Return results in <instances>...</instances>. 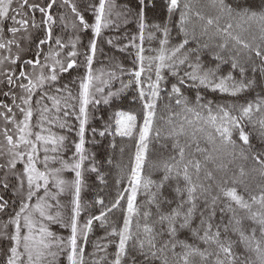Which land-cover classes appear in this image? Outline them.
Listing matches in <instances>:
<instances>
[{
	"label": "snow or ice",
	"instance_id": "snow-or-ice-1",
	"mask_svg": "<svg viewBox=\"0 0 264 264\" xmlns=\"http://www.w3.org/2000/svg\"><path fill=\"white\" fill-rule=\"evenodd\" d=\"M64 2L68 3L69 0H64ZM140 2L143 4L144 0H140ZM14 4L16 5L15 7L13 6ZM54 4L55 0H51L45 8L39 4H30L28 0H0V49H8L11 52L13 44L17 48L20 47L15 37L21 29L27 32L29 18L28 14L24 12L25 8L30 9L32 12L38 10L44 16L41 23L48 25L45 37L40 39L37 44V58L24 62L25 65L32 67L33 73H26L23 68L19 71V78L27 81L26 83L20 82L16 85L21 90L22 95L17 97L15 93L12 94L13 105L19 110L22 119L17 120L16 114L13 113L12 108L7 104L0 105L7 110L6 113H0V115H3L4 120L13 124L16 129L14 134H9L10 130L7 127L3 130V136L8 146L7 152L10 156L7 167L9 170H15L18 162L23 163L22 171L19 173L14 172L18 179L19 208L18 210L13 209L14 215H9L7 221L0 222V238L8 239L11 242V246L7 249L5 264H56L57 258L65 250H67L68 264H85L84 245L87 244L88 233L91 231L93 221H100L102 225L107 224L108 213L121 206L125 193L129 191L126 188L123 192H118L116 199L109 207L100 211L99 215L90 216L82 227H78L77 218L81 213V169L86 159L84 145L85 128L88 123V106L93 102L100 103L99 100H94L93 86L94 81L100 80V75H103V73L95 75L93 71V60L97 51V40L95 37L101 35L102 28L114 24V21L108 17L111 16V9L115 8L116 5L114 3L108 5L107 0H99L98 7L95 9V22L91 25L77 11L76 6L72 5V12L78 17L79 23L84 29L91 27L94 34L88 50L84 53L85 72L82 77L78 78V93L77 95H73L69 83L60 84V76L77 66L79 53L75 50V41L70 42L73 50L67 52L64 60L58 58L61 55L60 51L51 49V42L53 40L51 25L55 23V20L50 10ZM212 6L219 12V15L216 17H205L200 12H196V16L201 20H206L205 31H207L208 25H215L216 31L224 35V42L219 44L218 47L220 49H227L229 40H232L236 44L242 45L243 48L254 51L256 56L264 58V47H262L264 45V0H259V10L253 8L249 0H231V2L212 0ZM167 11L170 15L174 11H179L177 23L179 25V32L184 36V39L179 44L169 49L167 46L169 44L170 30L167 24L163 27L160 24H154L152 27L162 32V38L159 39L160 47L156 50L158 51L157 55L145 56L143 43L146 24L144 22V11L141 9L138 14L140 43L138 45H131L137 48L135 60L139 66L138 68L134 67L131 69L129 74L134 77L139 98L143 101V125L140 128L135 166L131 169V194L127 196L126 214L123 216L122 227L118 229L113 226L111 232L107 233L108 236L119 237L114 254L115 259L111 261V264H122V258L129 255V246L132 250L139 251L146 259L148 256L160 259L162 264H194V261L191 259L194 256L200 257L201 264H205L209 257H214L212 264H237L238 256L233 252V244L235 242L227 237L221 240L219 226L213 232L212 223L203 218L200 225L203 228V235H199V229H192L193 235H197L206 245H215L214 250H209L208 248L201 250L199 247L193 246L184 240L174 239L177 233V224L181 229L190 227L195 208L197 188L203 187L194 183L190 174V169H194L196 173H199L201 162L194 158H189L191 154L186 150L191 147V142H196V150L204 151L198 147V134H203L209 141H215L218 137L222 145L234 146V131H238L239 139L245 145H248L249 135L245 133L242 121L245 119L251 120L254 111L264 112V97H258L255 101H248L241 105L216 104L215 108H213L212 101L201 103L204 97L199 92H197L194 100L186 96L181 91V86L184 85L186 80H190L192 86L198 84L213 91L218 90L221 93L230 94L233 97L249 89L254 85L255 81L253 79L245 83L244 74L246 70L238 64L235 57L231 58V68L239 70V80L233 76L231 71L227 75L217 76L216 74L220 68L219 63L215 68H204L200 63L199 55L196 56L195 62H192L189 54L198 52L199 49L184 51L190 42L186 25L189 22L191 5L188 0H185L182 6L180 0H169ZM120 15L121 13H117V16ZM222 17L227 18L224 27L220 26ZM61 18L63 19V17ZM8 20L12 21L13 26L7 27L6 22ZM233 21L236 22V27L240 28L242 32H249L251 34L253 42L257 39L253 30V25H255V30L259 32L261 43L246 42L240 33L233 34ZM31 23L32 27H38L34 16L31 18ZM245 24L247 25L246 28L243 27ZM6 31L12 34V39L5 40L4 34ZM148 35L151 39L154 33L150 32ZM24 38L30 40L31 36L27 35ZM135 39L136 37H133V41ZM54 43L57 49L63 50L66 47L59 37L55 38ZM108 43L111 44L112 40L109 39ZM46 44L49 45L50 51L44 55V63H41L40 48ZM204 47H207V45H204ZM181 53L182 55H180ZM213 56L216 61L225 62L224 56L219 52L214 53ZM5 59H9V57L0 58V64ZM19 59L20 55L17 53L15 58L12 59V63L15 64ZM145 61H147V69L145 68ZM185 64L190 70L184 71L183 75H181L180 66ZM36 69H39L38 74H35ZM146 70L149 75L142 80V75ZM153 70L155 79L151 75ZM165 70L171 76L177 78V82L171 85L169 98L175 97V104L181 107L183 115L181 116L182 122L175 125L169 133V135L176 138L173 147L177 149V155L169 157L168 160L162 162L161 167L164 170V176L159 182H156L150 178L144 179L141 175V169L148 148L147 140L156 115L157 101L161 94V83L165 81V76L163 75ZM8 71L13 70L9 69ZM255 71L256 69L253 68V72ZM261 71H264V67L261 68ZM7 83L9 85L14 84L12 75H7ZM71 83H76V80H73ZM102 83L106 84L108 81L105 80ZM132 83L133 81L130 80L128 85ZM128 85H124V87H128ZM95 91L103 93L104 89L103 87H96ZM37 93L39 94L37 95ZM5 95H8V93H5ZM112 95H115V93H108L109 97ZM17 99L20 100L19 104L16 103ZM46 101H50L51 106L45 103ZM104 102H108L107 97L104 98ZM33 103L37 105L36 109L33 108ZM34 112L38 116L35 125L32 124ZM115 115L117 117L115 121L117 125L116 131L120 135H131L133 129L137 126V116L132 112L125 111H118ZM173 115L181 114L174 113ZM73 118L78 121L77 135L79 142H74L75 152L71 159L75 162L70 163L63 158V152L68 150L65 144L67 137L53 132L51 126L56 125L60 129L70 131L72 125L69 121ZM169 123H171V120H169ZM258 123L261 132L264 133V117H261ZM34 128L38 130L34 131ZM99 134L103 136L105 132L101 131ZM157 135L159 136V132H157ZM181 136L190 137V142L181 144L179 140ZM41 152L43 153L42 158ZM3 154V152H0V155ZM77 156L78 159H76ZM255 158L260 160L258 155ZM260 162L264 163V160ZM55 163H59L60 166H51ZM38 164L42 165V169L38 167ZM0 167L3 166L0 165ZM66 170L74 171L75 179L73 181L63 178V173ZM92 171H96V169L93 167ZM209 175L211 174L209 173ZM181 177L185 181L186 187L181 189L177 186L175 192L180 194L186 191L187 199L181 200L170 212L162 211L161 201L157 199L160 193L159 191H152V189H161L165 182L170 179H176L179 182ZM25 182L27 185L26 190ZM119 182L118 180L117 183L119 184ZM70 186L74 187V200L72 201L74 207L70 220L71 235L65 238L51 231L49 224L55 222L61 223L63 227L69 226L63 224L60 211L52 214L51 210L61 207L58 197ZM4 187L7 188L8 184L5 183ZM141 187L148 194L147 203L156 206L157 218L151 223L148 222L152 216L150 210L143 212V224H141L139 219L141 214L135 202L138 189ZM41 190L43 195H40ZM221 191L225 197L235 202L240 209L246 210L249 214L248 218L259 225V238H257L255 228H252L249 233L245 232L241 226V219H235L233 231L239 234V242L245 246L246 251L251 250L256 253L255 264H264V192L261 193L258 199L256 196H252L251 202H249L245 200L243 195L237 193L235 187L222 188ZM33 200L35 201L34 203ZM215 200L216 198L214 197L213 203H215ZM164 202L170 204L172 201L165 198ZM97 203L103 205L104 201L101 199ZM185 204L191 206L186 211H183ZM253 204L260 206L257 211H253ZM7 206L8 201L0 197V212H5ZM229 208L232 210L231 206ZM133 217H137L135 232L132 230ZM230 223L232 222L230 221ZM9 225L14 226V231L11 234L7 231ZM156 225L160 226L158 232L155 230ZM224 230L225 232L228 231L227 225L224 226ZM165 233L168 234L170 239L163 241L157 247L158 238L163 237ZM78 241H83V243H78ZM178 245L182 248L181 252L175 251ZM106 248L107 245H104L103 249L97 246L98 251ZM169 251H171L173 257L171 261L167 255ZM131 258L133 264H135V257ZM101 259L103 260L105 257ZM245 264H253V262L246 260Z\"/></svg>",
	"mask_w": 264,
	"mask_h": 264
},
{
	"label": "trees",
	"instance_id": "trees-1",
	"mask_svg": "<svg viewBox=\"0 0 264 264\" xmlns=\"http://www.w3.org/2000/svg\"><path fill=\"white\" fill-rule=\"evenodd\" d=\"M41 2V3H40ZM40 2H35L41 7L46 6L50 1L42 0ZM169 0H144L145 13L144 22L146 24L145 28V39L143 46L145 48V56H154L158 54L159 39H161L162 32L153 28L152 25L160 24L163 27L167 24L166 20L168 18L167 4ZM181 6L185 0H180ZM191 5V11L189 13V22L186 27L189 32V44L186 46L184 51L188 49L198 48V52L190 53V60L195 62L196 56L199 55L200 63L204 68H215L219 63L220 68L217 72V76L227 75L228 72H232L233 76L239 80L240 73L238 69L231 68V58L235 57L238 64L245 68V83L248 80L255 81L249 89L238 94V96L233 97L227 93H221L218 90L213 91L209 88H204L198 84L192 86L190 80H186L184 85L181 86V91L189 98H195L197 92H199L204 100L201 103L212 101L213 108L216 104H235L241 105L248 101H255L258 97H264V72L261 71L260 66L264 67V58L255 55L254 51L250 49L243 48L242 45H238L235 41L229 40L227 49H220L219 44L224 42V35L216 31L215 25H208L207 31H205L206 20H201L196 16V12H200L205 17H216L219 12L216 8L212 6V0H188ZM226 2H231V0H226ZM70 6L73 4L76 6L77 11L84 17L85 21L89 25L95 22V9L98 7L99 0H69ZM115 4L116 7L111 9V16L108 18L114 21V24L109 25L106 28H102L101 35L98 37L99 43L96 51V58L94 59L93 71L96 75H103L100 79L103 81H108V83H103L102 87L104 89L103 93H98L93 91L94 100H99L100 103H91L89 106V118L90 122L86 127V141H85V152L84 155L86 159L82 165V181L84 182V189L82 191L81 198V213H80V226H83L90 216L99 215L100 211L109 207L112 202L116 199L118 192H123L124 189H129L125 193L124 199L121 201V206L107 215V224L102 225L100 221H93L91 231L88 233L91 241L87 244V253L90 260L87 264H111V261L115 259L116 246L118 244V236H108L107 233L111 232L113 226L118 229L122 227L123 216L126 214L127 207V196L131 194L130 192V175L131 169L135 166V155L137 152V145L139 143L140 128L143 125V101L139 98L138 88L134 83V77L131 76L130 70L136 65L135 54L137 51L136 47L131 46L132 44H139V12H140V0H107V4ZM249 3L253 8L259 10V0H249ZM45 4V5H44ZM124 5H133V12L130 15L123 14L119 21L116 20L117 13H122V8ZM159 5L160 9L156 11V7ZM62 6V7H61ZM15 7V6H14ZM63 7L65 5L62 3H57L53 5L50 13L52 16L56 17V22L51 25L52 32L57 25L56 37L60 38L63 25L57 20L60 19L64 13ZM46 8V7H45ZM68 9V8H67ZM140 9V10H139ZM24 11L28 14L29 9L25 8ZM66 12V10H65ZM31 13V12H29ZM35 13L40 16L42 15L38 10ZM29 15V14H28ZM107 15V10H106ZM127 15V16H126ZM126 16V17H125ZM170 23L167 24L170 30L169 44L168 48L179 44L184 36L179 32V25L177 21L179 20V11H174L171 15ZM59 17V18H58ZM44 19V16H42ZM226 17H222L220 20V26L224 27L226 25ZM32 24L31 22H29ZM39 26L42 25L43 31L41 37H45V32L48 25H44L41 21L38 22ZM247 27V25H243ZM253 30L257 37L256 41H252L251 34L249 32H242L240 28L236 27V22L233 21V34L240 33L246 42L260 44L259 32L255 30V25H253ZM154 33V36L150 39L149 33ZM67 33V32H65ZM81 42L79 43V55L77 57V66L74 69L69 70V72L64 73L60 76V84L69 83L72 89L73 95L78 93V78L82 77L85 72L84 67V53L88 50L90 41L93 39L94 34L89 27L88 29H82ZM124 34V35H123ZM5 39H12L11 34H4ZM123 35V36H122ZM21 41L28 42L27 53L21 56L17 62V69L12 73L14 84L5 85L4 92L2 88L0 90V105L1 100L5 97H9L8 101L12 100V94L15 93L17 97L20 95V89L16 86L18 83L25 81L19 78V71L21 67L25 69L26 73H32L33 69L29 65H25L27 60H35L37 49V44L35 38L31 36V39H25L22 35ZM39 35L37 36L38 39ZM133 37H136L133 41ZM42 38V39H43ZM16 39V38H15ZM111 39L112 43L109 44L108 40ZM18 41V39H16ZM55 39L53 38L51 42V49L55 47ZM122 41H125L127 47L123 48ZM36 43V44H35ZM117 43V44H116ZM207 45V47H204ZM47 44L43 47L41 46L40 60L44 55L48 54ZM113 47L116 49L120 58L115 55ZM264 47V45H262ZM45 48V50H44ZM219 52L224 56L225 62L216 61L213 54ZM182 55V53L180 54ZM118 59V60H117ZM79 65V67H78ZM259 66V67H258ZM145 68L147 69V61H145ZM253 68L256 69L253 72ZM31 69V70H30ZM123 69V71H122ZM187 65L180 66V74L183 75L184 71H188ZM117 71L124 72V75L120 77V85L117 86L119 81H115V84L111 88L110 84L114 75ZM263 72V73H261ZM165 81L161 83V94L157 101L156 115L153 122L152 130L149 133L147 140L148 148L145 153V159L141 169V175L144 179H152L153 181L159 182L164 176V170L161 167L163 161L168 160L169 157L177 155V149L173 147L176 138L169 135L172 128L179 124L181 121V116L183 115L181 107L175 104V97L169 98L171 92V85L177 82V78L169 74L167 70L164 71ZM149 73L147 70L142 75V80H144ZM153 79V73H151ZM76 80V83H71ZM132 80L133 83L128 85V82ZM111 81V83H110ZM114 82V81H113ZM128 85V87H124ZM122 88L123 93L119 94L116 92ZM116 90L115 92H112ZM112 92L117 94L108 96V93ZM8 93V95H5ZM39 93H37L38 95ZM22 95V94H21ZM107 97L108 102H104V98ZM35 99V98H34ZM11 102V101H10ZM49 106H51L50 101H46ZM12 104V103H11ZM37 107L34 103L33 108ZM1 107V106H0ZM78 107V105H77ZM118 111L132 112L137 116V126L133 129L131 135H120L116 131V115ZM174 113H180L181 115H173ZM206 114V113H205ZM238 114V113H234ZM264 117V112H253L251 120L245 119L242 121V126L244 131L249 135V144L245 145L243 141L239 139V132H233V140L235 145H222L219 138L215 141H209L203 134H198V147L204 151H197V143L191 142V147L186 151L191 155L189 158H194L201 162V169L199 173H196L194 169H190V174L192 175L193 182L198 186L203 187L197 188L195 208L191 218L190 227L179 228L177 224V233L174 239L184 240L193 246L199 247L201 250L208 248L209 250H214L215 245H206L203 241L199 239L197 235H193L192 229H199V235H203V228L201 225V219L208 220L213 225L212 231L217 230L219 226V231L221 233V240L225 237L234 241L233 252L238 256L237 264H245L246 260H251L253 264L256 262V253L251 250H245V246L239 242V234L233 231L235 227V219H241V226L244 228L246 233H249L252 228L256 229L257 238L260 236L259 225L249 219V214L246 210L240 209L235 202L231 201L230 198L225 197L221 189L233 188L237 189V193L243 195L245 200L251 202V197L256 196L257 199L264 192V163L260 161L264 160V133L261 132L260 125L258 123L259 119ZM171 120V123H169ZM70 124L75 123V119L69 121ZM95 129V131H93ZM51 130L59 135H65L67 140L65 142L68 150L63 152V158L68 160L70 163L75 162L71 158L75 152L73 146L76 137L78 136L76 132H61L60 128L56 125L51 126ZM101 131L105 132V135L101 136L99 133ZM159 132V136L157 135ZM74 138V139H73ZM78 139V137H77ZM102 142H99L101 141ZM180 143L185 144L190 142V137L181 136L179 137ZM108 145V149H111L113 156L112 160L109 161L107 150L104 146ZM163 145V146H162ZM260 157L257 160L256 156ZM43 156V153L42 155ZM211 157V158H208ZM78 159V156L76 157ZM40 165V164H39ZM42 167V165H40ZM51 166L59 167V163L52 164ZM93 167L96 171H92ZM209 173L211 175H209ZM73 181L75 178V173L72 170H66L64 176ZM120 181L119 184L117 181ZM179 186L181 189L186 187L185 181L182 177L177 182L176 179H170L165 182L164 186L157 190L153 188L152 191H159L158 200L161 201V209L164 212H170L172 208H175L181 200L187 199V193L182 192L177 194L175 188ZM70 194H74L73 186H70L68 190ZM216 198L215 203H213V198ZM171 200L169 204L165 201ZM7 199H9L7 197ZM103 200L104 204L101 205L97 203L98 200ZM72 197L67 201V206L62 207L63 210L67 208V212H61L63 215L64 222L68 223L70 226V220L72 215V209L74 207L72 203ZM148 194L141 187L138 189L136 197V205L140 211V222L144 223L143 212L145 210H150L152 216L149 219V223L155 220L156 217V206L149 205ZM191 205L185 204L183 211H186ZM231 206V209L229 208ZM258 204H253V211L259 209ZM62 210V211H63ZM234 210V211H233ZM55 214L54 208L51 210ZM203 214V215H202ZM210 218V219H209ZM137 217H133V232L136 231L135 223ZM230 221L232 223H230ZM182 222V221H181ZM228 226V231L225 232L224 226ZM55 226V225H53ZM68 226V227H69ZM67 228V227H66ZM67 229H65L66 231ZM157 232L160 230V226L156 225ZM142 235V234H141ZM170 237L167 233L161 238H158L157 247L165 240H169ZM93 245V246H92ZM107 245L104 250H97V246L103 249V246ZM176 252H181L182 248L178 245L175 249ZM169 260H173L172 253L169 251L167 253ZM91 256L93 259H91ZM135 257V264H162L160 259L152 258L148 256L147 259L144 255L140 254L139 251H134L129 246V255L122 258V264H133L132 258ZM105 257V259H101ZM194 264H201L199 256H194L191 258ZM214 257H209L205 264H212Z\"/></svg>",
	"mask_w": 264,
	"mask_h": 264
},
{
	"label": "rangeland",
	"instance_id": "rangeland-1",
	"mask_svg": "<svg viewBox=\"0 0 264 264\" xmlns=\"http://www.w3.org/2000/svg\"><path fill=\"white\" fill-rule=\"evenodd\" d=\"M37 1L40 2L42 0H28V2L30 4L35 3ZM48 1H50V0H48ZM56 2L57 3H60V4L62 3L63 5H65V9L63 7V10H64V13L65 14H62V16H61V17H63V19L60 17V19H58L57 21L63 25L62 31L64 33L63 34H60L59 36H60V39L62 40V42L66 45V47L63 50H60V49H57L56 48V45H54L55 47L53 49L56 50V51H60L61 55L58 58L61 59V60H64L65 57H66V55H67V52L73 50L71 48V46H70V42L71 41H75L76 42V49L75 50L77 52H79V43L81 42V33H80V31L83 29V26L79 23V19L76 16V14L72 12V6L69 5L71 3H69V2L68 3H65L64 0H56ZM13 6H16V5L14 4ZM46 6H43V7H46ZM123 7L124 8H122V10H121L122 11L121 15L120 16H117L116 15V20L117 21H119L121 19H123V20L125 19V18H120L123 14L130 15V12H133V5H130V6L129 5H124ZM140 9H143V11L145 13V9L146 8H145V4L144 3L143 4L140 3ZM159 9H160V7L158 5L156 7V11L155 12H158ZM65 10H66V12H65ZM29 12H31V13H29ZM28 14H29L28 15L29 22H31V18L34 16L35 22L38 25V27H32V24L29 23L28 28H27V32H25L23 29H21V31L16 34V37L15 38L18 39L17 42L20 45L19 48H17V46L15 44H13L11 46V52H9L8 49H0V58L9 57V59H5L4 62L2 64H0V90L2 88V91L3 92H4L5 85L9 86V84L7 83V75H12V73H14V71L17 69L16 65H17L18 60L16 61L15 64H13L12 63V59L15 58V56L17 55V53H19L20 58H21L22 55H24L25 53H27L26 49L28 48V42H26V41L22 42L21 41V39L23 38L22 35H24V36H27V35L33 36V38H35V42L38 43L39 40H40L39 38H40V36L42 34V31H43L42 30L43 29L42 25L39 26V24H38L39 21H42L43 20V18H42L43 15L38 16L35 12H32L30 9L28 11ZM53 17H54L55 23H57L56 22V17L55 16H53ZM169 17L171 18L170 14L168 13V18L165 19L166 22H167V24L170 23V18ZM138 23H139V20H138ZM6 25H7V27H11V26H13V23H12L11 20H8L6 22ZM74 25H75V27H74ZM56 30H57V25L55 26V28H54V30L52 32V36H53L54 39L56 38V35H55V33L57 32ZM65 32H67V33H65ZM5 34H11V33L6 31ZM138 34H139V32H138ZM38 35H39V37L37 39V36ZM11 36H12V34H11ZM161 37H162V34H161ZM42 38L43 37H41V39ZM95 38L97 40V47H98L99 39H98V37H95ZM124 42L125 41H122L123 48H125V46L128 45V44L126 45V43L124 44ZM44 46L45 45H43V47ZM47 48L49 50V46ZM44 50H45V48H44ZM113 51L115 52V55L118 58H120L119 55H118V53H117V51H116V49L114 47H113ZM95 58H96V54H95L94 59ZM49 62H51V61H49ZM41 63H44V59L43 58L41 60ZM93 64H94V60H93ZM138 66H139L138 65V62L136 61L135 67L138 68ZM78 67H79V65H78ZM21 68H23V66ZM24 68H23V70L25 71ZM259 68H262V66H260ZM9 69H11L13 71H8ZM15 72H17V71H15ZM124 72L117 71L114 74V79H112V83L110 81V83H111L110 86H111L112 89L113 88H116V87H113L114 84H115V81H119V83H117V86L120 85V80H121L120 77H122L124 75ZM263 72H261V73H263ZM32 73H33V71H32ZM38 73H39V69H36L35 70V74H38ZM101 77L102 76H100V78ZM102 81H103V79L94 81V86H93V91L94 92H96L95 91V88L96 87H102V84H103ZM22 82L23 83H26L27 81L25 80V81H22ZM122 90L123 89L120 88V90H117V91L116 90H113L112 92H115L116 91L118 93V95H119V94L123 93ZM19 92H20V95H21L22 94L21 93V90ZM115 95L118 96L117 94H115ZM8 99H9V97L3 98L1 100V102H2L1 105L7 104L9 107L12 108L13 113L16 114V119L17 120L22 119V115L20 114L19 110L13 105V101L10 100L11 101L10 102V101H8ZM16 103L19 104L20 103V100L17 99L16 100ZM90 104H89V106H90ZM89 106H88V116H89V111H90ZM35 108H37V107L35 106ZM6 112H7V110L4 107L1 106L0 107V113H6ZM9 115H11V114H9ZM37 118H38V116L34 112V117H33V120H32V124L33 125H35ZM89 122H90V118L88 117V123ZM71 125H72V128H71L70 131L67 130V129H63V130L65 132L68 131L70 133L76 132V134H77V132H78V121L75 120V123L74 124H71ZM5 127H7L10 130L9 134H14L16 132V129H15L14 125L11 124V123L6 122L4 120L3 115H0V152H3L4 153L3 155H0V165L3 166V167H0V197H3V200L8 201V206H7V209L5 210V212H0V222L7 221L8 218H9V215H14L13 209L18 210V208H19L20 196H19V194L17 192L18 179H17V176L14 174V172L15 173H19L23 169V163H21V162H18L17 163L15 170H9V168L7 167L8 160L10 159V156H9V154L7 152V147H8L7 146V142H6V140H5L4 136H3V130L5 129ZM86 127H87V125H86ZM33 130L36 131L38 129L34 128ZM63 130L61 129L60 131L61 132H64ZM77 137H76L75 142H79V137H78V139H77ZM15 138L16 137L14 135V139ZM85 141H86V128H85ZM99 142H102V140L99 141ZM73 146H74V144H73ZM107 146L108 145H105L104 146V149L107 150V154H108V158L107 159H109V161H111L112 158H113V157H111V155L113 156L114 154H113V152H112L111 149H108ZM40 155H42V152H41ZM41 158H42V156H41ZM38 167H41V166L38 164ZM41 169H42V167H41ZM63 178L66 179V180L71 181L69 178H67V175H66V177L64 176V173H63ZM5 183L8 184V187L7 188L4 187V184ZM26 188H27V185H26V182H25V190H26ZM69 189H70V187L63 194H61L58 197V199L60 200L61 207L59 209L54 208L55 212L56 211H60V212H64V213L67 212V208L63 210V208L67 206V201L71 197L74 200V194L71 195L70 194L71 192L68 191ZM83 189H84V182L82 181V178H81L80 203H81V198H82V195L81 194H82ZM40 195H43L42 190L40 192ZM7 197L9 199H7ZM13 201H15V203H13ZM34 202L35 201L33 200V203ZM62 218H63V215H62ZM77 219H78V227H82V226L79 225L80 220H81L80 219V216ZM64 221L65 220H63V224L68 225V223H66ZM53 225H55V226H53ZM49 227H50V230L53 231L54 233H56L58 236H62V237L67 238L68 236L71 235L70 226L66 228V227L61 226V223H55V222H53V223H50L49 224ZM65 229H67V230L65 231ZM7 231H8L9 234H11L14 231V226L13 225H9ZM90 241H91V239H90L89 234H88L87 244ZM78 243H83V241H78ZM87 244L84 245V247H85V252H84L85 264H87L89 262V260H90V257H88V253H87V249H88ZM10 246H11V242L8 239L0 238V264H5L7 249ZM91 259H93L92 256H91ZM56 264H68V261H67V250H65V252H63V253H61L59 255V257L57 258ZM99 264H101V263H99Z\"/></svg>",
	"mask_w": 264,
	"mask_h": 264
}]
</instances>
